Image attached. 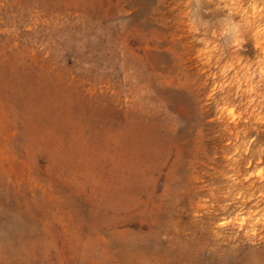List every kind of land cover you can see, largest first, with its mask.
<instances>
[{
    "label": "rangeland",
    "instance_id": "obj_1",
    "mask_svg": "<svg viewBox=\"0 0 264 264\" xmlns=\"http://www.w3.org/2000/svg\"><path fill=\"white\" fill-rule=\"evenodd\" d=\"M0 264H264V0H0Z\"/></svg>",
    "mask_w": 264,
    "mask_h": 264
},
{
    "label": "bare ground",
    "instance_id": "obj_2",
    "mask_svg": "<svg viewBox=\"0 0 264 264\" xmlns=\"http://www.w3.org/2000/svg\"><path fill=\"white\" fill-rule=\"evenodd\" d=\"M133 79H134V80H137L138 78H137V76H136V77H134ZM134 104H135L134 107H138V106H139V101H138L137 96H136V99H135V101H134Z\"/></svg>",
    "mask_w": 264,
    "mask_h": 264
}]
</instances>
